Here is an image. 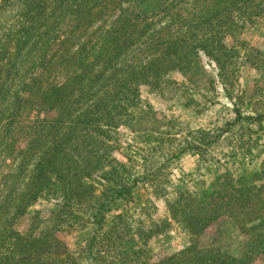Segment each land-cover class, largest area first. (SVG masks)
I'll list each match as a JSON object with an SVG mask.
<instances>
[{
  "label": "trees",
  "instance_id": "obj_1",
  "mask_svg": "<svg viewBox=\"0 0 264 264\" xmlns=\"http://www.w3.org/2000/svg\"><path fill=\"white\" fill-rule=\"evenodd\" d=\"M187 1L111 0L112 9L118 11L113 27L99 34L90 47V54L108 57L93 80L84 84L94 66L87 53L67 70L64 82L50 86L46 102L58 107L60 115L43 121L41 138L32 140L28 148L38 154L14 215L28 213L27 208L40 198H57L54 221L37 230L35 221L25 231L18 230L16 223L3 226L0 264H251L255 256L264 254V165L255 169L247 166L237 174L229 168L212 172L214 162L210 160L203 163L207 176L192 172L173 181L169 162L191 153L204 160L208 147L224 132H174L171 120L166 128H144L145 121L157 118L151 106L135 94L138 82L161 92L174 83L166 76L170 72L180 74L182 82H193L202 73L201 53L215 64L225 96L232 100L229 87L235 81L236 50L234 44L228 47L224 38L230 35L232 42L237 41L238 29L264 15V0H219L217 5L216 1L202 10L187 32L168 40L144 67L113 84L107 78L100 82L108 69L114 74V62L134 41ZM47 2L26 4L0 37V100L7 93L6 82L17 72L22 51L41 32L55 29L48 21L50 13L45 14ZM46 43L29 82H35L40 74L39 67L53 40ZM21 101L16 95L11 104L19 102L20 107ZM232 105L234 123L260 124L264 119V113L242 115L235 101ZM15 117L12 110L1 119L0 132L8 131ZM120 126L129 128L137 143L131 153H125V160L114 156L116 147L109 139ZM44 136L50 137L43 140ZM130 148L128 144L126 150ZM248 153L242 156L241 166L246 165ZM150 196L165 198L164 220L146 222L140 218L154 209ZM221 217L231 220L246 236L237 253L219 240L204 241L207 228ZM60 220L70 221L82 237L83 243L76 250L55 235ZM173 225L187 234L188 242L157 263L151 262L148 240Z\"/></svg>",
  "mask_w": 264,
  "mask_h": 264
},
{
  "label": "rangeland",
  "instance_id": "obj_2",
  "mask_svg": "<svg viewBox=\"0 0 264 264\" xmlns=\"http://www.w3.org/2000/svg\"><path fill=\"white\" fill-rule=\"evenodd\" d=\"M32 1L0 0V37L26 4ZM214 2L216 5L221 4L219 0H188L173 8L168 16L156 22L134 41L129 50L114 62V74L111 75L108 69L100 82L107 78L109 84H113L129 72L144 67L159 54L168 40L187 32L202 10ZM46 5L45 14L50 13L48 21L53 22L55 29L47 33L41 32L22 51L17 72L6 82L7 93L0 100V122L12 110L16 112L10 129L0 132V229L3 226L9 228L16 223L18 230L25 231L35 221L37 230L53 223L52 212L59 203L57 198H40L27 208L30 210L28 213L14 215V207L28 186L38 154L28 148L32 140L41 138L43 121L60 115L61 110L58 107L46 102L50 95V86L64 82L67 70L75 66L87 53L90 60L93 59L94 66L90 74L84 77V84L94 79L98 68L108 56L90 54L91 43L95 42L99 34L107 33L106 30L113 27L118 13L112 9L111 0H48ZM236 36L237 41L234 42L230 35L224 38L226 45L232 47L234 44L236 50L235 81L229 87L232 100L225 96L223 85L218 81L215 64L201 53L202 73L193 82H182L180 74L170 72L166 76L174 83L163 87L161 92L152 90L143 82L137 83L136 98L148 103L157 118L155 121H145L142 127L162 125L166 128L167 120H171L175 124L174 132L199 129L211 134L224 132L217 142L208 147L204 160L198 154L191 153L169 162L168 173L173 181L181 174L188 175L192 172L207 176L203 163L206 165L210 160L214 162L212 172L229 168L237 174L247 166L255 169L264 165V119L260 124H247L243 120L234 123L236 116L232 105L235 101L242 115L255 116L264 113V15L238 29ZM49 38L50 41L53 40V44L50 45L46 59L39 65L40 74L36 76L35 82H29L30 77L35 75L32 69L39 64L40 52L47 47ZM32 62H36L35 65L32 66ZM16 95L22 99L20 107L19 102L16 106L12 105ZM116 131L109 138L110 143L116 147L113 154L116 158L125 160V153L129 154L137 147L136 138L127 127L120 126ZM49 137L44 136L42 139L48 140ZM128 144L131 148L126 150ZM247 152L246 165L241 166L240 160ZM142 194L147 197L144 192ZM150 198L154 209L141 214L140 218L146 222L150 219L155 222L164 220L165 198ZM69 222L58 221L59 225L54 231L70 249L76 250L83 243V239L77 236ZM206 235V239H203L205 242L219 240L232 253L239 252L246 240V236L226 217L219 218L209 226ZM188 240L187 234L177 225L155 235L148 240V246L152 248L151 262L157 263L166 255L182 249ZM251 264H264V254L255 256Z\"/></svg>",
  "mask_w": 264,
  "mask_h": 264
}]
</instances>
